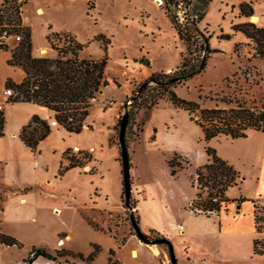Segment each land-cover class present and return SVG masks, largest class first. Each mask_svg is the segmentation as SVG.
<instances>
[{
  "label": "rangeland",
  "instance_id": "rangeland-1",
  "mask_svg": "<svg viewBox=\"0 0 264 264\" xmlns=\"http://www.w3.org/2000/svg\"><path fill=\"white\" fill-rule=\"evenodd\" d=\"M163 1L28 0L25 3L26 21L32 29L33 49L50 46V52L57 56V51L51 50L47 39L50 26L53 31L70 32L79 42L88 43L80 51V56L86 58H101L106 54L103 41L96 39L98 34L112 38L107 51L111 85L101 91L91 110L93 119L100 123L115 124L111 141L117 145L119 119L131 110L126 137L130 148L132 147L129 151L134 160V170H131L134 206L126 207L123 198L119 199L113 191L108 206L103 200L100 205V199L97 202L95 196L81 204L87 198L90 184L80 179L74 183L81 205L73 201L70 202L72 205L60 206L61 210H55L46 204L40 207L33 205V212L28 209L24 211L20 210L21 204L15 195L0 198V233L15 236L23 242L22 247L0 242V264H24L23 261L33 246H42L52 252L70 249L72 254L60 257L58 261L40 257L32 264H88L77 254L89 255L96 244L101 249L89 264H109L111 250L115 251L114 257L122 264H173L170 245L154 242L162 238L168 239L160 230L150 227L157 223V219L159 223L163 221L164 225H168L177 264H200L191 260L193 253L197 254L200 262L207 258L213 263L228 264L219 262L221 257L215 245L216 239L207 237L210 247L201 243L203 230L207 228L206 220L210 219L219 228V217L195 215L189 204H186V208L181 206L184 204V195H197L196 169L203 165L201 163L205 160L203 155H208L205 148L208 145L215 148L218 156L228 161L240 174L238 184L230 187L227 195L231 199L242 196L248 199L243 203L239 224L248 232V238L254 232L253 203L250 200L259 198L261 204H264L263 131L250 129L246 137L232 139L221 136L213 138L207 144L202 128L191 120L188 111L174 106L168 99L160 100L157 106L150 109H130L131 95L151 73L161 70L170 74L177 73L182 54L187 50L186 44L179 39L165 13ZM241 2H251L260 21L240 17ZM38 7L43 10L40 8V12ZM243 21L264 26V0H212L201 22V28L211 35V46L222 51L212 53L204 72L175 87L180 96L199 101L205 107H226L223 98L264 105V59L254 57L250 61L249 57L255 52L254 42L232 28L234 22ZM222 30L232 33L233 37L220 38ZM16 36L11 34L8 37L18 40ZM7 38L0 37V42H7ZM237 42H241L238 49L235 47ZM42 54L49 53L42 51ZM146 59L151 60L150 66L144 64ZM113 79L118 80L121 87ZM151 93V90L147 92L148 95ZM93 126L94 124L91 127ZM105 133L106 131H102L100 136ZM175 152L180 156L178 161L186 164V167L177 173L182 174L177 180L179 185H175L182 196L169 203L160 196L156 185L169 189L173 175L168 159ZM78 156L83 158L81 154ZM119 157L121 159V153ZM185 158L190 160L189 164L185 162ZM13 167L12 164H0V179L6 180L18 175ZM95 193L100 195L98 190ZM237 206L236 202H232L229 209L236 212ZM132 217L139 222L138 225L147 234L149 242L139 237ZM89 222L104 231L95 229ZM180 224L184 227H180ZM196 227H202V230ZM256 238H264V232L256 231L254 238L250 240L252 256L236 264H264V253L257 254L254 250ZM134 249H138V252H133Z\"/></svg>",
  "mask_w": 264,
  "mask_h": 264
},
{
  "label": "trees",
  "instance_id": "trees-1",
  "mask_svg": "<svg viewBox=\"0 0 264 264\" xmlns=\"http://www.w3.org/2000/svg\"><path fill=\"white\" fill-rule=\"evenodd\" d=\"M27 1L2 0L0 5V37L5 36L7 38L11 34L21 37L19 44L12 49V57L9 59V63L23 67L26 72V77L21 83H15L11 78L6 82V88H13L16 92L15 96L8 99V102L22 100L44 105L54 111L56 120L68 132L81 133L87 125L93 102L98 99L101 91L111 85V79L108 75L109 56L107 51L112 43V38L105 34H98L96 39L103 41L106 54L101 58H86L80 56V51L86 48L88 43L79 42L70 32L53 31L50 26L47 39L52 49L57 51V56L35 55L32 29L24 23L23 19V6ZM211 2L212 0L163 1L165 13L175 28L179 39L186 44L187 50L182 54L181 65L178 67L177 73L170 74L162 70L152 72L149 78L130 97L132 100L130 109L136 107L137 111L143 108H153L162 99H168L174 106L188 111L191 120L202 128L207 144L213 138L221 136L232 139L246 137L250 129L264 132V105L242 102L236 98H223L222 101L226 103V107L219 105L205 107L199 101L180 96L175 90L178 85L184 84L189 79L204 72L212 53L222 51L220 48L211 46V35L201 28V22L205 18ZM254 14L255 7L251 2L239 4L240 17L250 18ZM232 28L242 32L246 38L254 42L255 52L249 57L250 61L254 57L264 59V26L243 21L234 22ZM219 37L231 39L233 34L222 30ZM240 44L241 42L235 44L236 49L239 48ZM9 48L10 46L5 40L0 42V49L7 50ZM144 64L150 66L151 60L146 59ZM113 81L118 87H121L118 80L113 79ZM149 90L152 92L151 95L147 94ZM1 92L0 88V97ZM130 111L127 112L131 117ZM5 122V109L3 108L0 110V137L5 135ZM119 124L121 125V118ZM154 130L157 132L156 128ZM51 133L50 122L39 115H34L30 122L22 127L20 138L34 152H38L40 142ZM128 148L130 149L129 144ZM205 148L209 159L207 163L196 169L195 184L198 192L190 204V209L196 214L212 215L211 211H216L220 215L229 210V205L232 202L241 204L248 199L244 196L235 199L228 197V189L238 184L240 174L228 161L218 156L215 148L209 145ZM66 156L69 161L66 166L62 165L60 175H64L71 168L85 166L93 158L89 152L81 154L83 158L74 153L70 154L69 149L66 151ZM130 157L131 167H133L131 154ZM179 157V154L175 152L168 159L172 175H176L186 167V164L178 161ZM119 161L121 162L120 157ZM185 162L189 164L190 160L185 158ZM123 194L122 198L126 207H133L132 194L127 200L125 187ZM250 201L253 203L254 226L257 232L262 233L264 232V204H261L259 198ZM136 223L139 224V222ZM89 224L95 229L104 231L91 222ZM140 231L139 237L143 241L149 242L147 234L141 228ZM0 242L6 245L23 246L21 240L9 234L0 233ZM171 244L169 242V245ZM100 249V246L96 244L94 251L89 255L78 253L77 256L89 264L94 261ZM254 250L257 254L264 253V238L254 240ZM71 254L72 250L70 249H58L52 252L42 246H33L23 262L24 264H32L40 257L58 261L60 257ZM110 254L109 264H122L119 259L114 257V250H111Z\"/></svg>",
  "mask_w": 264,
  "mask_h": 264
},
{
  "label": "crops",
  "instance_id": "crops-1",
  "mask_svg": "<svg viewBox=\"0 0 264 264\" xmlns=\"http://www.w3.org/2000/svg\"><path fill=\"white\" fill-rule=\"evenodd\" d=\"M1 3L2 0H0V5ZM40 8L43 10L42 7H38V10ZM25 9L26 5L23 7V19L24 23L28 25ZM7 43L10 46L9 49H0V88L2 90V100L6 99L4 90L9 78L15 83H21L26 77L23 67L9 63V59L12 57V49L19 44V41L8 37ZM43 48L47 49L46 53H49L47 55L56 56L50 52V46H43L41 49L34 47V54L41 55ZM4 109L6 122L5 135L0 137V164L4 166L12 164L14 166L13 171L17 172L18 175L6 178V180L0 179V192H3L2 194L0 193V198L13 194L21 204L20 210L25 211L28 209L33 212L31 209L34 206L40 207L46 204H49L55 210H61L60 206L64 204L72 205L70 202L73 201L81 205L92 200V196H95L97 202L100 199V205L103 200L106 202V206H108L112 191L115 192L119 199L122 197L124 186L122 164L119 161L120 147L111 141L114 135L115 124L100 123L95 118L93 119V112L91 110L85 129L81 133L76 134L68 132L60 125L56 120L54 111L44 105L22 100L7 101ZM34 115L47 119L52 126V133L40 142L38 152H34L20 138L22 127L28 124ZM93 124L94 126L91 127ZM102 131H106V133L100 136ZM75 145H80L86 152L90 146H95L96 150L91 152L93 158L85 166L71 168L64 175H60L59 172L62 165L66 166L69 161L66 151L69 149L70 154L74 153L73 147ZM130 149L132 150V147ZM187 155L189 154L187 153ZM203 158L205 160L201 164L207 163L209 156L203 155ZM132 161L134 160L132 159ZM131 170H134V166ZM181 174L172 176L173 179L170 180L168 190L161 187V185H156L160 196L162 195L166 198L169 203L182 196V194L179 195L180 190L175 186L176 184L179 185L177 180H179ZM77 179L88 181L90 184L87 198L81 204L79 203L81 198L78 196L79 192L74 183ZM96 190L100 192V195L97 196ZM195 197L196 194L190 196L184 195V204L182 203L181 206L186 208V204H189L190 208V204ZM25 203L29 205L26 206ZM243 203L240 204L239 213L229 209L220 215H216L220 220L219 228L214 226L210 219L206 220L207 228L203 230L201 243L209 246L208 236L217 240L215 245L221 257L219 262L236 264L244 262L252 256L253 250L250 240L254 238L256 228L254 226L255 230L249 235L250 238H248V232L239 224L241 220L239 215L242 212ZM169 223L172 224V221H169ZM150 227L160 230L161 233L171 240L172 236L168 225H164L163 221L159 223L157 219V223L150 225ZM180 227H184V225L180 224ZM192 228L194 229L195 227ZM196 229L202 230V227H196ZM135 250L138 252V249H134L133 252ZM191 260L200 264H220L218 262L213 263V261L207 258H203L202 262H200L196 253L191 254Z\"/></svg>",
  "mask_w": 264,
  "mask_h": 264
},
{
  "label": "water",
  "instance_id": "water-1",
  "mask_svg": "<svg viewBox=\"0 0 264 264\" xmlns=\"http://www.w3.org/2000/svg\"><path fill=\"white\" fill-rule=\"evenodd\" d=\"M158 1H161V0H158ZM129 118H130L129 113L125 112L121 118V125L119 129V144L121 147V162H122V168H123V180H124V187H125V197L127 200L130 199V196L132 194L131 157H130V151L128 148L127 138H126ZM240 208H241V205L238 204L237 210H236L238 213L240 212ZM132 222H133V226L135 230L137 231L138 235H140L141 233L140 227L134 220V217H132ZM154 242L169 244L170 240L167 238H162L159 240H155ZM170 250H171V253H170L171 260L173 264H177V260H176V256H175L174 248L172 244L170 245Z\"/></svg>",
  "mask_w": 264,
  "mask_h": 264
},
{
  "label": "built area",
  "instance_id": "built-area-1",
  "mask_svg": "<svg viewBox=\"0 0 264 264\" xmlns=\"http://www.w3.org/2000/svg\"><path fill=\"white\" fill-rule=\"evenodd\" d=\"M18 40H20V36L17 35L16 36ZM4 95L6 96V99L5 100H2L1 97H0V110L4 108L5 106V103L8 101V99L11 97V96H15L16 95V92L13 88H6L4 90ZM95 150V146H90L88 149H87V152L91 153L92 151ZM73 152L74 153H77V154H83L84 152H86V150H84L80 145H75L73 147ZM212 215H218V213L216 211H211Z\"/></svg>",
  "mask_w": 264,
  "mask_h": 264
},
{
  "label": "bare ground",
  "instance_id": "bare-ground-1",
  "mask_svg": "<svg viewBox=\"0 0 264 264\" xmlns=\"http://www.w3.org/2000/svg\"><path fill=\"white\" fill-rule=\"evenodd\" d=\"M158 4H160V2H158ZM39 10H40V12H41V9H39ZM252 20L258 22V21H260V17H259L258 15L255 14V15L252 17ZM46 50H47L46 48H43V49H42L43 52H46Z\"/></svg>",
  "mask_w": 264,
  "mask_h": 264
}]
</instances>
